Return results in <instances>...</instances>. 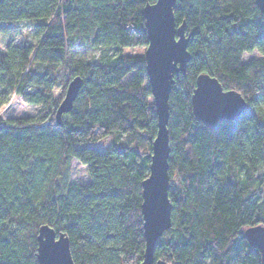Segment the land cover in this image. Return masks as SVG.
<instances>
[{"label": "trees", "instance_id": "1", "mask_svg": "<svg viewBox=\"0 0 264 264\" xmlns=\"http://www.w3.org/2000/svg\"><path fill=\"white\" fill-rule=\"evenodd\" d=\"M154 2L0 0V34L20 22L33 29L32 43L0 52V108L13 96L38 107L32 117L0 119V264H37L44 225L68 237L74 264L142 261L141 183L157 121L144 58L124 50L147 46L143 9ZM173 14L189 61L168 100L171 227L154 260L260 264L242 232L264 224V16L255 0H175ZM251 52L260 58L243 62ZM200 74L249 109L215 127L197 121ZM74 77L83 85L57 125L53 90L65 92ZM108 137L107 152L95 148ZM73 161L86 184L71 183Z\"/></svg>", "mask_w": 264, "mask_h": 264}, {"label": "water", "instance_id": "2", "mask_svg": "<svg viewBox=\"0 0 264 264\" xmlns=\"http://www.w3.org/2000/svg\"><path fill=\"white\" fill-rule=\"evenodd\" d=\"M160 2L164 4L161 11ZM255 5L264 16V0H255ZM175 0H155L143 9L144 27L148 44L145 47L143 58L145 61V75L151 93L154 107L157 130L151 144L149 173L141 183L142 229L144 238V251L140 264H164L162 260H154L153 251L157 241L171 227V203L168 198L170 177L168 173L169 132L167 129L169 119V95L172 89L173 78L179 74L185 76L186 65L189 61L187 52L188 38L184 33V25L176 27L173 10ZM161 13L163 30L161 29ZM175 45V49L166 47L168 41ZM177 42H179L177 44ZM83 85L80 77L72 78L65 87L60 101L55 121L61 125L62 116L72 110L73 103ZM191 109L194 118L215 127L220 121H233L249 109L246 100L234 90H224L218 80L207 74H200L195 80V88L191 95ZM162 191V198L158 200L153 210L145 208V185L150 178ZM242 235L252 249L260 255V264H264V224H256L243 230ZM51 243L61 245V264H74L69 247V239L64 233H58L49 226H41L37 232V264L46 259L43 255L45 246Z\"/></svg>", "mask_w": 264, "mask_h": 264}, {"label": "rangeland", "instance_id": "3", "mask_svg": "<svg viewBox=\"0 0 264 264\" xmlns=\"http://www.w3.org/2000/svg\"><path fill=\"white\" fill-rule=\"evenodd\" d=\"M33 41V29L29 23L20 22L14 25L3 26V32L0 34V52L4 50L8 43L11 44H22V43H32ZM145 51L144 47L132 48L124 50V53L131 56H143ZM94 55L98 54V51L93 52ZM260 58L257 52H251L244 54L242 57L243 62H250ZM62 81L66 78L63 77ZM64 96V90L59 86L54 88L52 93L53 99L60 98L62 100ZM152 101V100H151ZM38 107L27 106L23 104L19 98L12 97L10 102L0 108V119L7 120L11 118L20 117H32L36 114ZM95 148L99 149L101 152L105 153L111 148V139L108 137L102 142L95 145ZM88 181L85 167L80 165L77 161H73L71 168V183L84 185ZM264 198L261 203L262 213H264ZM261 211V209H260Z\"/></svg>", "mask_w": 264, "mask_h": 264}, {"label": "snow or ice", "instance_id": "4", "mask_svg": "<svg viewBox=\"0 0 264 264\" xmlns=\"http://www.w3.org/2000/svg\"><path fill=\"white\" fill-rule=\"evenodd\" d=\"M164 7V4L160 2L159 8L154 7V11H161ZM161 29L163 30V18L161 13ZM179 42H177L178 44ZM169 49H175V45L171 44L170 38L168 44L166 45ZM145 208L146 210H153L157 206L158 200L162 198V191L157 184L154 183L153 177L149 179L145 185ZM43 255L46 257L42 261V264H61V245L60 243H51V240L43 251Z\"/></svg>", "mask_w": 264, "mask_h": 264}]
</instances>
